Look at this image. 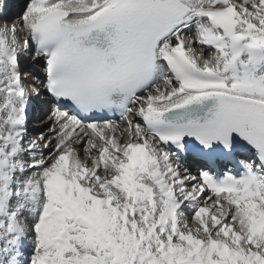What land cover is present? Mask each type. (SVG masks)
Masks as SVG:
<instances>
[{
    "label": "snow or ice",
    "instance_id": "obj_1",
    "mask_svg": "<svg viewBox=\"0 0 264 264\" xmlns=\"http://www.w3.org/2000/svg\"><path fill=\"white\" fill-rule=\"evenodd\" d=\"M0 264H264V0H0Z\"/></svg>",
    "mask_w": 264,
    "mask_h": 264
},
{
    "label": "bare ground",
    "instance_id": "obj_2",
    "mask_svg": "<svg viewBox=\"0 0 264 264\" xmlns=\"http://www.w3.org/2000/svg\"><path fill=\"white\" fill-rule=\"evenodd\" d=\"M30 65H32V68H33V72L34 73H38V68H39V64H33L31 61L28 62V66H27V70L28 71H32V68L30 67ZM36 68V69H35ZM34 125H35V122H34Z\"/></svg>",
    "mask_w": 264,
    "mask_h": 264
}]
</instances>
